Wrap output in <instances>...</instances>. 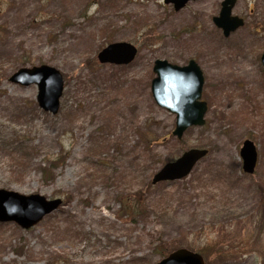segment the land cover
<instances>
[{"label":"rangeland","instance_id":"374dc122","mask_svg":"<svg viewBox=\"0 0 264 264\" xmlns=\"http://www.w3.org/2000/svg\"><path fill=\"white\" fill-rule=\"evenodd\" d=\"M223 1L175 12L164 0H0V190L63 201L29 229L0 223V264H157L178 249L206 264H264V0L236 1L245 24L228 38L213 22ZM120 42L136 59L101 64ZM192 59L206 124L179 140L177 116L153 98V68ZM44 65L64 78L56 115L37 85L10 81ZM247 139L255 177L242 168ZM195 148L209 154L187 178L152 184ZM136 199L150 215L132 223Z\"/></svg>","mask_w":264,"mask_h":264},{"label":"water","instance_id":"95a60500","mask_svg":"<svg viewBox=\"0 0 264 264\" xmlns=\"http://www.w3.org/2000/svg\"><path fill=\"white\" fill-rule=\"evenodd\" d=\"M196 0H164L166 5H174L176 11ZM237 0H225L222 11L214 18V24L223 30L228 38L244 25V21L232 15ZM138 49L131 43H114L98 54L101 64L130 65L137 57ZM264 68V54L262 55ZM153 72L156 77L151 84V92L157 105L177 116L173 135L181 140L192 127H203L208 110L206 102L201 101L204 76L198 64L192 60L187 66H178L166 60H157ZM10 81L22 86L37 85L38 103L46 112L56 115L65 89L62 73L56 68L44 65L22 68ZM208 155L206 149H190L173 162L167 163L158 171L152 184L177 182L187 178L195 166ZM242 168L245 174L254 175L259 161V153L254 141L247 139L240 150ZM63 201L48 200L41 195L25 196L17 192L0 190V223H16L24 229L37 225L50 215ZM157 264H206L202 255L188 249H178Z\"/></svg>","mask_w":264,"mask_h":264},{"label":"trees","instance_id":"16d2710c","mask_svg":"<svg viewBox=\"0 0 264 264\" xmlns=\"http://www.w3.org/2000/svg\"><path fill=\"white\" fill-rule=\"evenodd\" d=\"M256 175H257V170H256L255 174L251 175V176L255 177ZM198 184H201V183L198 181ZM201 190H204V189H203V186H200V185L197 186L196 189H195V191H199V192ZM259 190H260L262 199H264V186H259ZM141 194L142 193L140 192L139 195H141ZM127 205H129V210H130V216L132 218V223H137L138 218H143V219H148L149 218L150 212H148L147 210H144V207L142 206V203L138 202L137 199L134 200V201H131V202L129 201V204H127ZM152 244H155V242L152 241Z\"/></svg>","mask_w":264,"mask_h":264},{"label":"flooded vegetation","instance_id":"af4514ba","mask_svg":"<svg viewBox=\"0 0 264 264\" xmlns=\"http://www.w3.org/2000/svg\"><path fill=\"white\" fill-rule=\"evenodd\" d=\"M197 1H199V0H196V1H192V2H190V3H188L187 5H186V7L185 8H183V9H181V10H179V11H176V9H175V7H174V5H172V4H170L172 7H173V9H174V11L175 12H180V11H182V10H184V9H186L188 6H189V4H191V3H194V2H197ZM225 1V0H224ZM223 1V2H224ZM223 2H222V4H223ZM222 4H221V11H222ZM235 7V6H234ZM234 9V8H233ZM221 11H220V13H221ZM233 11V10H232ZM220 13H219V15H220ZM216 17H218V16H216ZM215 18V17H214ZM214 18H213V22H214ZM240 19H242V18H240ZM243 21H244V19H242ZM244 24H245V21H244ZM244 26V25H243ZM242 26V27H243ZM217 27V26H216ZM218 28V27H217ZM220 29V28H219ZM222 30V29H221ZM223 31V30H222ZM224 35V34H223ZM264 54V53H263ZM262 54V55H263ZM193 60V59H192ZM192 60H190V61H192ZM195 61V60H194ZM196 62V61H195ZM261 62H262V56H261ZM190 63V62H189ZM197 63V62H196ZM198 64V63H197ZM263 65V64H262ZM122 66H128V65H122ZM199 66V65H198ZM200 67V66H199ZM201 69V68H200ZM202 70V69H201ZM263 71H264V68H263ZM202 73H203V71H202ZM203 76H204V73H203ZM204 84H205V77H204ZM203 88H204V85H203ZM202 94H203V90H202ZM201 101H203L202 99H201ZM203 102H205V101H203ZM208 105V104H207ZM208 111V110H207ZM206 120V119H205ZM257 146V145H256ZM258 149V148H257ZM207 150V149H206ZM208 154H209V151H208Z\"/></svg>","mask_w":264,"mask_h":264}]
</instances>
